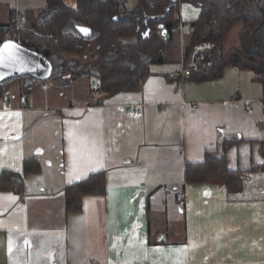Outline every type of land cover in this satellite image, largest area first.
Masks as SVG:
<instances>
[{
    "label": "crops",
    "instance_id": "0c3cea01",
    "mask_svg": "<svg viewBox=\"0 0 264 264\" xmlns=\"http://www.w3.org/2000/svg\"><path fill=\"white\" fill-rule=\"evenodd\" d=\"M46 8L47 0H0V25ZM200 14L182 4L176 58L152 66L138 92L103 99L84 79L27 95L15 83L0 97V177L22 175L27 161L40 166L20 194L0 191V264H264V88L237 67L181 88L168 77L190 66L184 46ZM242 29L230 30L224 54L239 47ZM135 104L142 115L127 116ZM209 153L248 177L243 191L186 183L187 166ZM98 172L105 195L67 213L66 187Z\"/></svg>",
    "mask_w": 264,
    "mask_h": 264
},
{
    "label": "trees",
    "instance_id": "16d2710c",
    "mask_svg": "<svg viewBox=\"0 0 264 264\" xmlns=\"http://www.w3.org/2000/svg\"><path fill=\"white\" fill-rule=\"evenodd\" d=\"M183 3L201 9L199 20L190 25L183 62L192 63L198 47H212L203 53L198 70L186 81L217 80L226 68L237 67L256 74L264 88V0H138L130 10L126 0H77L75 8L65 0H47L45 10L26 14L27 24H19L15 15L9 23L1 24L0 46L12 40L35 51L49 62L52 72L47 80L28 73L3 79L0 97L8 96L15 83L20 93L27 95L44 83L69 88L84 79L100 83L97 92L103 99L140 91L151 75V67L170 63L171 56L178 52ZM235 24L243 26L239 47L224 54L223 40ZM79 26L91 29V37L82 36ZM128 39H135L134 43ZM230 147V142L224 144L225 151ZM39 171L38 163L27 161L22 175L4 172L0 191L20 194L24 178ZM185 176L189 185L218 184L231 194L243 191L248 178L239 170L231 171L225 155L215 158L210 153L204 162L189 164ZM105 184L104 173L98 172L67 186V213L81 214L84 198L105 195Z\"/></svg>",
    "mask_w": 264,
    "mask_h": 264
},
{
    "label": "water",
    "instance_id": "95a60500",
    "mask_svg": "<svg viewBox=\"0 0 264 264\" xmlns=\"http://www.w3.org/2000/svg\"><path fill=\"white\" fill-rule=\"evenodd\" d=\"M81 28L85 27H78L81 35L90 38L92 34L91 29L87 28L89 31L86 34L80 30ZM7 42H12L18 46L15 50L17 58L13 61L5 60L4 63L7 65L6 67L0 66V82L8 77H20V75L27 73L35 76L39 80H47L49 78L52 72V66H50L49 62H47L40 54L35 51H31L12 40L5 41V43ZM2 47L3 44L0 48ZM197 56H201V53L199 52Z\"/></svg>",
    "mask_w": 264,
    "mask_h": 264
},
{
    "label": "built area",
    "instance_id": "2783aa9c",
    "mask_svg": "<svg viewBox=\"0 0 264 264\" xmlns=\"http://www.w3.org/2000/svg\"><path fill=\"white\" fill-rule=\"evenodd\" d=\"M20 24L21 25H25L27 24V17H20ZM183 27V24H181L178 28L179 31H181ZM159 35H162L160 34V32H158ZM210 46H202V47H198L197 49V52H196V55H195V58H196V61H199L201 60V56L199 58H197V54L200 52L201 54H203V50L204 49H208ZM205 51V50H204ZM198 64L199 63H192V65H190L188 68H180V69H177V71H174L172 73L169 74V79L172 81V82H175L177 84V86L179 88L182 87L183 83L186 81L187 78L190 77V75L192 74V72L195 70L197 71L198 70ZM44 88H46V85H44ZM94 88L96 90H98L100 88V83L99 82H96L94 83ZM197 108L196 105L193 106V109L195 110ZM143 110H144V107L141 105V104H135V106H132L128 109L127 111V116L129 117H132V118H136V116H140L142 115L143 113ZM251 110H249L248 112L250 113Z\"/></svg>",
    "mask_w": 264,
    "mask_h": 264
},
{
    "label": "snow or ice",
    "instance_id": "6c2138e0",
    "mask_svg": "<svg viewBox=\"0 0 264 264\" xmlns=\"http://www.w3.org/2000/svg\"><path fill=\"white\" fill-rule=\"evenodd\" d=\"M82 32L84 33H88V29L87 28H81L80 29ZM18 48L17 45L13 44L12 42H7L3 44V47L0 48V66H7L4 61L8 60V61H13L15 60L17 57L15 55V50ZM16 115H19V113H17ZM8 199H15V197H8ZM10 250H11V246H10ZM175 251L178 252H184L186 251L185 249H176Z\"/></svg>",
    "mask_w": 264,
    "mask_h": 264
},
{
    "label": "rangeland",
    "instance_id": "374dc122",
    "mask_svg": "<svg viewBox=\"0 0 264 264\" xmlns=\"http://www.w3.org/2000/svg\"><path fill=\"white\" fill-rule=\"evenodd\" d=\"M137 3V0L136 1H132V2H129L128 3V5H126V6H128V9L130 10V9H133V7L135 6V4ZM235 28V27H234ZM235 36V30L233 31V33H232V36H230V38L228 39V40H226V42H224L223 43V46L225 47V52L227 51V49L229 50V49H231V48H233L232 46H231V39L233 38ZM179 42H177V47H176V49L179 47V44H178ZM202 47V46H201ZM179 49V48H178ZM178 49H177V51H178ZM198 49V48H197ZM197 49H196V52H197ZM205 50V51H204ZM203 50V53L204 52H206V49H204ZM176 51V50H175ZM174 51V52H175ZM196 52H195V54H194V56L193 57H195V55H196ZM177 54V53H176ZM176 54L174 53L172 56H171V58L172 59H175L176 58ZM66 56L68 57H75V58H77V57H79V55H77V56H73L72 54H66ZM192 62V61H191ZM193 63V62H192ZM192 63H189V64H187V65H192ZM194 72H196L195 70H194ZM92 82V85H94V81H91ZM88 83H89V81H88ZM175 83V82H174ZM41 86V85H40ZM14 87L15 88H18V85H14Z\"/></svg>",
    "mask_w": 264,
    "mask_h": 264
}]
</instances>
